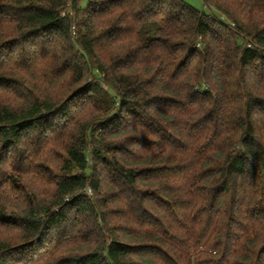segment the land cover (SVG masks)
I'll return each instance as SVG.
<instances>
[{
  "label": "trees",
  "instance_id": "trees-1",
  "mask_svg": "<svg viewBox=\"0 0 264 264\" xmlns=\"http://www.w3.org/2000/svg\"><path fill=\"white\" fill-rule=\"evenodd\" d=\"M202 2L0 0V264H264V0Z\"/></svg>",
  "mask_w": 264,
  "mask_h": 264
},
{
  "label": "rangeland",
  "instance_id": "rangeland-1",
  "mask_svg": "<svg viewBox=\"0 0 264 264\" xmlns=\"http://www.w3.org/2000/svg\"><path fill=\"white\" fill-rule=\"evenodd\" d=\"M185 1L190 3L191 5H193L196 8H199V9H204L205 8L202 0H185Z\"/></svg>",
  "mask_w": 264,
  "mask_h": 264
},
{
  "label": "built area",
  "instance_id": "built-area-1",
  "mask_svg": "<svg viewBox=\"0 0 264 264\" xmlns=\"http://www.w3.org/2000/svg\"><path fill=\"white\" fill-rule=\"evenodd\" d=\"M72 0H68V5H71ZM71 12V8L66 9L65 13Z\"/></svg>",
  "mask_w": 264,
  "mask_h": 264
}]
</instances>
